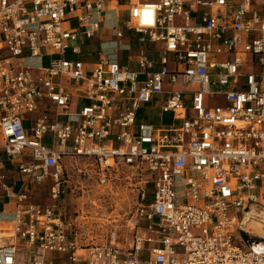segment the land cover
Masks as SVG:
<instances>
[{
  "label": "built area",
  "instance_id": "1",
  "mask_svg": "<svg viewBox=\"0 0 264 264\" xmlns=\"http://www.w3.org/2000/svg\"><path fill=\"white\" fill-rule=\"evenodd\" d=\"M0 154V264H264V0H0ZM11 173L133 211L94 243Z\"/></svg>",
  "mask_w": 264,
  "mask_h": 264
},
{
  "label": "rangeland",
  "instance_id": "2",
  "mask_svg": "<svg viewBox=\"0 0 264 264\" xmlns=\"http://www.w3.org/2000/svg\"><path fill=\"white\" fill-rule=\"evenodd\" d=\"M125 21V16L123 12L119 14V25H123ZM69 26H72V22H68ZM102 34L107 35L102 32ZM123 38L122 43H128L129 50L131 52L136 51L139 47L148 48L147 45L137 42V36L132 32L122 30ZM96 40V39H95ZM91 41L90 46H84V49H88L86 56L82 53L80 59L84 62H92L96 60L95 51L90 52V50H96L98 48L97 41ZM48 51V49H46ZM125 54L123 55V57ZM159 111L155 110L152 114L147 116V120L153 125H159ZM168 115H165L167 117ZM2 158V154H0ZM65 180V178H63ZM49 185L48 181H44V188H42L38 193L37 198H33L31 195L27 198L25 203H31L36 205H54L55 208H58L64 216H70L73 219L75 216H79L77 220H82L84 222V236L87 239H90L91 242H99L107 229V219H111L114 225H121L122 227L126 223V220L129 219L133 211V199H132V185L129 182L124 180H118L116 182V188H111L107 193V196L99 197L97 201V190L84 184L80 178L72 176L67 183L62 184V190L64 191L63 197H60L57 201L52 202L47 193V187ZM17 189V186L14 190ZM131 193V194H130ZM126 194V197H125ZM92 205V206H91ZM76 212V214L74 213ZM87 218H84V217ZM2 229H9V226L0 225ZM4 226V227H3ZM124 228V227H123ZM123 231L119 232L126 242L129 241V232L127 229H122ZM81 253V252H78ZM51 260V264H61L63 259L58 258L57 254H50L46 256Z\"/></svg>",
  "mask_w": 264,
  "mask_h": 264
},
{
  "label": "crops",
  "instance_id": "3",
  "mask_svg": "<svg viewBox=\"0 0 264 264\" xmlns=\"http://www.w3.org/2000/svg\"><path fill=\"white\" fill-rule=\"evenodd\" d=\"M126 44H127V42H126ZM81 51H82V53L83 52L86 53L88 51V49L81 48ZM68 57L75 58V56H68ZM95 61H92L89 63H94ZM131 68L134 70L136 69V67L134 65H131ZM145 121L147 123H150L147 120V117L145 118ZM150 124H152V123H150ZM5 185L12 188V190H14V188L17 186V189L14 191H21L23 188H26V191H28V195L29 196L31 195L33 198L39 197L37 192H39L41 190V189L37 190L36 188H32L31 184L28 183V181L24 178V176H21L19 174H13V173L9 174L8 180L5 182ZM12 209H13V207L11 206V204L5 203L4 201H2L0 199V211L1 212H4V213L5 212H11Z\"/></svg>",
  "mask_w": 264,
  "mask_h": 264
},
{
  "label": "bare ground",
  "instance_id": "4",
  "mask_svg": "<svg viewBox=\"0 0 264 264\" xmlns=\"http://www.w3.org/2000/svg\"><path fill=\"white\" fill-rule=\"evenodd\" d=\"M4 226H6V225H4ZM4 226H3V227H4ZM0 228H1V226H0ZM256 228H257V227H256Z\"/></svg>",
  "mask_w": 264,
  "mask_h": 264
}]
</instances>
